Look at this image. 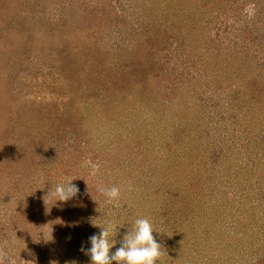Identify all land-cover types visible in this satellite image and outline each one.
Masks as SVG:
<instances>
[{
  "label": "rangeland",
  "instance_id": "374dc122",
  "mask_svg": "<svg viewBox=\"0 0 264 264\" xmlns=\"http://www.w3.org/2000/svg\"><path fill=\"white\" fill-rule=\"evenodd\" d=\"M161 1L0 0L1 155H12L10 150L27 154L31 162L42 161L46 174L49 168L54 171V158L63 154L66 164L74 162L69 178L79 189L90 186L95 192L97 185H115L121 190L114 204H107L98 192L100 205L83 210L78 237L73 230L56 234L45 255L19 241L25 248L24 264H50L52 259L54 264H90V256L81 249L90 248L89 237L101 231L92 221L111 226L114 252L137 218L149 219L159 231L153 235L162 246L164 264H180L170 255L183 254L184 246L169 239L180 237L181 217L195 211L199 199L184 189L183 169L178 179L174 175V186L173 178L163 175L164 168L151 162L172 147L183 163L194 158L195 149L212 153L209 139L201 147L195 140L213 135L225 139L230 135L226 148L247 145L239 161L261 153L256 139L264 135V100L256 110L250 88L239 97L234 91L253 76L264 80V0H238L233 11L191 9L187 18L179 17L184 25L176 19L185 34L170 25L176 37L148 40L142 33L155 31ZM197 18L202 23L196 27L203 31L202 44L193 41L196 32L188 31L186 24ZM177 37H187L188 44L180 46L177 40L182 39ZM142 38L146 43L139 52ZM205 51L218 61L207 71L198 63ZM123 79L131 87L140 81L135 88L137 113L123 109L125 104L116 100L119 86L115 88L112 80ZM119 90L126 97L127 91ZM6 113L13 115L3 127ZM224 147L222 141L218 151ZM88 159L99 164L96 176L84 166ZM20 171L28 176L26 169ZM182 182L183 189H171ZM237 184L229 193L235 208L248 200L241 201L244 187L241 181ZM144 189L150 191L148 196ZM182 259L177 258L181 264Z\"/></svg>",
  "mask_w": 264,
  "mask_h": 264
},
{
  "label": "trees",
  "instance_id": "16d2710c",
  "mask_svg": "<svg viewBox=\"0 0 264 264\" xmlns=\"http://www.w3.org/2000/svg\"><path fill=\"white\" fill-rule=\"evenodd\" d=\"M162 1V11L156 13V19L159 20V23L156 25L155 31L150 32L149 30L148 32L143 30L145 32L142 34L146 35L148 40L159 41L160 39L167 41L170 37L175 36V32L169 26L178 27L176 22L182 21V18L179 17L187 18L189 13H191V9L207 10L208 8L207 11H209L216 8L217 10H222L229 7L233 11L234 4L238 0ZM158 2L160 4V0H153L154 4H158ZM236 5L238 6L239 4L237 3ZM163 20H166V22H163ZM191 22L193 23L191 24ZM184 24L185 22H181V25ZM186 24H188V31L194 28L196 32L194 33L193 41L202 44L200 36L204 38L203 31L200 27L196 28L202 25L199 19L198 21L196 19L189 21ZM176 30L186 33V30H182L180 27ZM182 33L181 35H183ZM177 38L183 40L176 39L180 46L189 42L187 37ZM144 39H139L137 43L141 46L140 49H136L139 52L145 46L146 42H144ZM189 44L192 45L191 41ZM209 52H203L198 59V63H202L206 71L218 62H215L217 56ZM112 81L115 88L119 86V89L128 93H126V97H121L120 90L116 91V100L125 104L123 109H131L135 113L140 111L136 110L134 106L138 103L136 102L137 94L135 88L138 89L140 81L137 80L133 87L125 82L124 79L120 83L115 80ZM151 82L153 81L151 80ZM248 88L251 89L250 95L252 97H250V102L257 110V106L261 105L260 101L264 100V80L257 75L253 76L247 83H241L234 92L239 97ZM11 113L4 115L7 121L3 127L7 126L9 116L13 115ZM219 136L213 135L211 138L205 136L202 137L203 140L201 141L196 138L195 144L198 147L203 146L209 139L213 152H208L207 154L195 149V156L190 162L186 163V160L184 163L181 162L182 159H179V154L175 153L176 150L173 147L167 153L160 155L157 158L159 160L151 162L155 168L156 166H161L160 169L164 168L165 172L163 175L169 174V177L173 178L171 183L174 186L175 180L181 176L179 171L183 169L186 173L181 172L180 180L184 179L183 182L186 185H183L184 183L182 182V184L170 188L182 187L183 189L184 186L189 195L199 199L198 204L194 205L195 211L192 210L189 216L186 214V217H181V220H183L181 221V226L184 228L180 234L178 233L180 237H170L171 239H169V243L177 242L184 246L183 254H177V252L175 255H170V259L174 263L180 264L181 262L177 258L181 256L183 264H264V155H262L264 154V135L263 137L260 136L259 140L256 139L257 144L261 147V153L256 152V154H261V157L257 155L253 159L246 161H239L237 157L245 156L247 145L245 148L239 147V149L226 148L230 135L228 139ZM5 139H7V136H5ZM222 141H224L225 147L218 151V145ZM170 146L172 145L170 144ZM18 148L20 149L19 145ZM10 152L14 155L6 153L1 155L0 152V248L2 249L1 246H3L4 251L9 256H14L18 264H24L23 253L25 248H22L23 245L18 244L19 241L26 243L28 247L30 246L29 249L41 252L43 256L47 248L53 247L52 240L56 234L67 235L70 230H73V236L78 237L75 232L77 231L78 233L77 223L83 216V210L85 208L96 210L100 204L96 195L98 191H89L84 186V189H79L80 194L78 193L76 197L67 202L57 201L55 203L54 197L47 196L46 199L49 200V210H47L44 197L51 188L54 189L56 184L70 180L69 173L73 169L74 162L70 164L71 161L67 160L66 164L62 159V154L61 159H59V156L53 160L54 171L52 172L49 168L48 173L43 174L41 160L31 162V158H28L27 154L18 155L11 150ZM141 153L142 151H138V154ZM58 162L61 165L57 164ZM22 168L27 170L28 176L21 173L20 169ZM240 174L249 176L250 179L243 181ZM174 175H176V179H174ZM239 181L244 187L242 188L244 191L241 190L240 193L242 196L241 201L243 202L246 197L248 200L244 201V206L235 208L232 205L233 203H231L229 193L235 192ZM142 192L146 196L150 193L148 189H144ZM93 198L97 201L95 204L91 201ZM249 202L250 204L246 205ZM44 234H46L47 240L44 239ZM175 248L177 249V247ZM47 256L49 257V255ZM52 260H50V264L55 263Z\"/></svg>",
  "mask_w": 264,
  "mask_h": 264
},
{
  "label": "clouds",
  "instance_id": "9594fccd",
  "mask_svg": "<svg viewBox=\"0 0 264 264\" xmlns=\"http://www.w3.org/2000/svg\"><path fill=\"white\" fill-rule=\"evenodd\" d=\"M84 166L89 168L90 176H96L99 172V164L94 163L91 159L86 160ZM73 180L70 179L56 184L54 189H50L44 197L47 210H49L47 196L54 197L55 203L57 201L67 202L77 196L79 188L72 183ZM86 183L88 184L87 180ZM88 190L90 191V186ZM97 191L105 197L107 204L118 203L121 198V190L115 185L111 187L97 185ZM92 223L93 226H100L101 231L99 234L89 237L90 248L87 250L81 249L90 256V264H113V261L117 262V264H158V262L159 264H164L162 246L153 235V232L158 230L153 227L149 219H135L131 224L130 230L123 237L121 246L114 252L111 251L115 244L110 242V236L112 235L111 226L99 225L94 221ZM44 237L47 240L46 234H44ZM0 264H17V261L14 256H9L6 252L0 250Z\"/></svg>",
  "mask_w": 264,
  "mask_h": 264
}]
</instances>
